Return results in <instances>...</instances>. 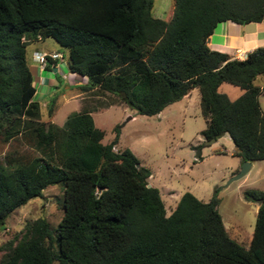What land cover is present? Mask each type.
<instances>
[{"label": "trees", "instance_id": "trees-1", "mask_svg": "<svg viewBox=\"0 0 264 264\" xmlns=\"http://www.w3.org/2000/svg\"><path fill=\"white\" fill-rule=\"evenodd\" d=\"M151 5L0 0V137L25 135L34 151L0 157V223L47 184L61 186L62 207L53 227L43 216L26 220L14 241L0 244V264H264V188L242 190L259 199L244 245L224 227L215 189L207 200L184 190L165 213L157 187L146 184L149 169L127 146L113 148L118 123L102 142L87 108L59 124L40 119L25 45L50 35L66 48L68 70L85 76L82 90L109 92L150 114L196 86L206 118L201 135L225 133L241 160L264 158V81L253 82L264 75V44L238 58L205 43L218 20H259L264 0H173L166 18L153 15ZM55 61L45 54L42 68ZM221 81L242 91L229 98Z\"/></svg>", "mask_w": 264, "mask_h": 264}, {"label": "rangeland", "instance_id": "rangeland-1", "mask_svg": "<svg viewBox=\"0 0 264 264\" xmlns=\"http://www.w3.org/2000/svg\"><path fill=\"white\" fill-rule=\"evenodd\" d=\"M172 6L173 0H152L151 13L166 18ZM34 48L60 52L61 55L55 58L57 68L38 66L40 70L37 71L38 63L31 56ZM25 52L35 85L33 97L39 102L40 119L59 124L68 113L87 108L93 123L103 129L102 142L113 136L112 125L118 123L113 148L127 146L138 162L149 169L147 181L157 187L165 213L184 190L207 200L215 189L216 208L224 227L240 243H247L257 202L245 198L242 190L245 187L264 188V158L251 160L241 175L229 178L239 168L241 159L232 153L233 144L227 134L212 139L201 135L200 129L205 126L206 118L200 111L196 86L167 102L157 112L139 113L109 92L94 88L82 90L78 85L85 76L68 70L66 48L52 36L27 41ZM259 79L257 76L253 81ZM235 87L227 81L219 84L220 90L228 96H232ZM50 94L55 98L48 114L46 102ZM258 103L264 113V90L258 95ZM33 152L25 135L16 134L6 140L0 137V157L6 153ZM60 199L61 186L51 183L44 186L39 195L14 207L0 223V244L9 239L14 241L21 234L24 222L37 216H43L53 227L62 213ZM53 264L57 263L53 261Z\"/></svg>", "mask_w": 264, "mask_h": 264}, {"label": "crops", "instance_id": "crops-1", "mask_svg": "<svg viewBox=\"0 0 264 264\" xmlns=\"http://www.w3.org/2000/svg\"><path fill=\"white\" fill-rule=\"evenodd\" d=\"M205 43L209 48L225 51L231 57L234 56L241 58L245 55V52L252 47L264 44V14L259 20H248L243 23H239L230 19L218 20L212 27L211 32L206 36ZM34 50L48 51L39 48H34ZM55 63L53 65L56 69L57 66L55 65ZM38 66L39 65H37V71L40 70V67ZM257 76H260L259 81L253 82L260 85L264 81V75L257 74L255 77ZM44 79H46V81L49 80L47 78ZM236 86L237 87H235L234 91L232 92V96H228L226 94L229 98H233L242 91L241 87H239L238 85ZM218 89L220 90L219 85ZM184 94H186V92Z\"/></svg>", "mask_w": 264, "mask_h": 264}, {"label": "built area", "instance_id": "built-area-1", "mask_svg": "<svg viewBox=\"0 0 264 264\" xmlns=\"http://www.w3.org/2000/svg\"><path fill=\"white\" fill-rule=\"evenodd\" d=\"M45 54L49 55L52 58H56L57 56H60V52L58 51H39V50H33L31 53L32 58H34L38 65L40 67L43 66L45 61Z\"/></svg>", "mask_w": 264, "mask_h": 264}, {"label": "water", "instance_id": "water-1", "mask_svg": "<svg viewBox=\"0 0 264 264\" xmlns=\"http://www.w3.org/2000/svg\"><path fill=\"white\" fill-rule=\"evenodd\" d=\"M52 69L53 70L55 69L54 65L52 66ZM212 138L213 137H211V139ZM249 163H250V160L242 159L239 168L234 173H232L229 178H234V177L241 175L248 168ZM146 184H149L148 181L146 182ZM255 201L258 202L259 199L256 198Z\"/></svg>", "mask_w": 264, "mask_h": 264}]
</instances>
